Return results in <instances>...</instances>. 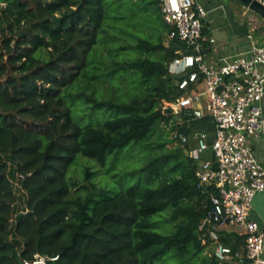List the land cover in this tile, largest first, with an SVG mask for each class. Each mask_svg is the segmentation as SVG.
Wrapping results in <instances>:
<instances>
[{"label":"trees","instance_id":"16d2710c","mask_svg":"<svg viewBox=\"0 0 264 264\" xmlns=\"http://www.w3.org/2000/svg\"><path fill=\"white\" fill-rule=\"evenodd\" d=\"M105 1L0 0V264H23L36 253L59 257L55 264H156L163 259L168 264H237L206 252L199 225L209 200L198 189L196 164L180 160L186 147L156 156L126 191H99L98 196L83 187L84 197L73 195L76 184L68 171L78 155L105 165L110 154L147 140L156 126L169 123L173 115L163 111V103L183 94L168 72L182 44L175 41L167 48V38L141 39L122 50L154 58L112 68L118 76L139 77L140 94L132 91L131 101L84 96L94 113L106 110L112 116L99 127L74 120L68 101L81 94L69 92L82 74L91 75L89 54L108 32ZM96 84L93 94H98ZM179 129L188 136L206 131L209 144L214 140L209 117L186 121ZM172 160L177 163L171 166ZM93 174L87 169L88 180ZM168 211L171 222L178 223L171 234H162L153 219ZM221 241L240 251L245 236L223 233Z\"/></svg>","mask_w":264,"mask_h":264},{"label":"built area","instance_id":"2783aa9c","mask_svg":"<svg viewBox=\"0 0 264 264\" xmlns=\"http://www.w3.org/2000/svg\"><path fill=\"white\" fill-rule=\"evenodd\" d=\"M264 6V0H256ZM161 12L171 31L165 45L182 47L168 64L169 74L179 83L182 96L164 102L165 113L186 121L209 117L215 125L214 140L200 132L189 158L196 164L200 193L209 200L206 217L199 225L203 243L212 248L220 262L264 264V232L250 218L253 201L264 192V166L255 156L250 141L264 126V38L259 42L250 33L246 53L230 57L221 66L205 62L203 44L214 43L204 36L208 10L198 0H161ZM197 106L200 108L197 109ZM184 148L189 137L173 133ZM212 159L203 160L206 152ZM245 236L242 250L234 251L221 241V235ZM59 257L36 253L23 264H55Z\"/></svg>","mask_w":264,"mask_h":264},{"label":"rangeland","instance_id":"374dc122","mask_svg":"<svg viewBox=\"0 0 264 264\" xmlns=\"http://www.w3.org/2000/svg\"><path fill=\"white\" fill-rule=\"evenodd\" d=\"M198 1L207 10L214 9L213 12L208 13L210 15V26L206 25L205 27V32L208 31L207 34L210 32L209 28L214 24L211 19L227 23L226 26H231L233 30L247 31V29H254V32L264 30V20L236 0ZM104 7L106 11L105 24L108 32L99 36L98 44L89 54L87 70L91 75L83 78L85 74H82V77L76 81L69 92L75 94L79 92L81 94L77 99L72 97V101L70 99L68 104L72 109L74 120L86 127H99L112 115L106 110L94 113L91 102L84 101V96L94 95L95 99L100 101L109 99L131 101L132 91L140 94V90L137 89L140 78L134 74L130 76L121 74V72L120 74L123 77L118 76V73L112 72L113 64L135 61L139 58L153 59L155 55L141 53L134 49L122 50V48L135 46L141 39L156 43L161 38H167L168 33L167 24L163 20L159 7V0H106ZM97 77L100 79L96 80ZM95 84L98 94H93ZM181 125L182 122L178 117L173 116L169 123L164 122L156 126L147 140L133 143L124 151L110 154L105 165H101L81 154L78 155L68 171L70 183L76 184V189H72L73 195L79 194L84 197L85 193L81 190L83 187H88L90 191L98 196L99 191H105L107 195L126 191L137 182L140 171L152 159L161 153L183 148L178 141L173 139V133H181L179 129ZM204 132L211 136L208 132ZM188 137L190 143L186 144L185 147L186 150H191L196 145V137L194 139L192 135ZM162 144L164 148L160 149L159 145ZM206 153L212 154L211 150ZM188 158L185 156L181 157L180 160L184 161ZM202 159L207 160L209 158L203 156ZM176 163V160H172L171 166ZM87 169L94 173L90 180L86 176ZM94 186L97 190L93 188ZM97 195L96 197H98ZM153 220L157 222L156 230L162 234H171L178 223L171 222L170 211L165 212L160 217H154ZM206 252L213 253L212 248L208 246ZM163 261L164 259L156 264H168L163 263Z\"/></svg>","mask_w":264,"mask_h":264},{"label":"crops","instance_id":"0c3cea01","mask_svg":"<svg viewBox=\"0 0 264 264\" xmlns=\"http://www.w3.org/2000/svg\"><path fill=\"white\" fill-rule=\"evenodd\" d=\"M214 9L208 10L210 14ZM204 20V36L213 38L214 43L206 42L203 44V54L205 57V62L209 65L221 66L227 62V60L238 54H243L248 51L249 41L248 34H254L257 39L262 41L264 38V30L254 32V29H247V31L236 30L231 26H226L227 23L217 22L211 19V22L214 23L208 31L205 32L206 25L210 26L209 17ZM264 71V68H261ZM200 108L197 106V109ZM263 118H264V100H263ZM200 132L195 133L193 136L196 137ZM252 150L259 160V162L264 166V126L260 133L255 135L250 141ZM212 153V152H211ZM205 157L212 159L213 154L206 153ZM250 218L257 222L260 226V229L264 232V192L258 193L253 201L252 210L250 213Z\"/></svg>","mask_w":264,"mask_h":264},{"label":"water","instance_id":"95a60500","mask_svg":"<svg viewBox=\"0 0 264 264\" xmlns=\"http://www.w3.org/2000/svg\"><path fill=\"white\" fill-rule=\"evenodd\" d=\"M243 6L247 7L251 11H253L255 14H257L260 18L264 20V6L260 4L256 0H236ZM179 83L176 82V87H178ZM168 113H171V110L168 111ZM185 155L189 157V151L185 150Z\"/></svg>","mask_w":264,"mask_h":264}]
</instances>
